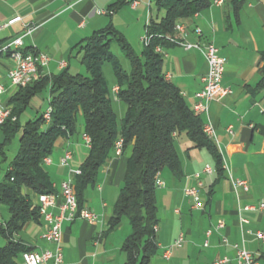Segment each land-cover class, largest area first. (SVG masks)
<instances>
[{
	"label": "crops",
	"instance_id": "0c3cea01",
	"mask_svg": "<svg viewBox=\"0 0 264 264\" xmlns=\"http://www.w3.org/2000/svg\"><path fill=\"white\" fill-rule=\"evenodd\" d=\"M115 1L0 0V84L5 89L0 104L8 105L19 90L7 78L12 61L1 47L23 35L27 27L32 31L22 36V49L36 50L48 57L45 65H38L30 84L39 78L58 74L65 68L70 71L71 59L80 58L79 45L95 31L112 25L128 41L125 33L129 27H144L150 19L158 20L163 15V11L151 12L152 3L157 8L155 0H126L118 9L111 11L109 6ZM14 17L20 19L6 25ZM176 24L184 26L185 31L179 32L174 28L172 37L177 43L162 47L164 77L178 87L192 109L195 94L202 87L201 77L207 71V64L199 51L185 48L182 43L197 39L209 41L225 58L221 84L229 87L231 93L211 100L207 112L200 114L203 123L210 122L214 129L212 141L221 158V170H215V160L206 148L192 147L186 137L178 136L175 147L181 165L180 175H173L167 168L158 174L162 184L155 190L158 221L154 238L157 249L148 264H212L220 257H227L235 263L233 245L247 250L259 264H264V240L255 235L257 231L264 234V208H245L264 202V0H243L238 6L231 0H222L220 4L211 3ZM196 27L200 29L199 38L194 32ZM60 63L65 65L62 67ZM114 87L115 83L110 92L112 105H120L122 103L116 99ZM31 102L28 104L32 105ZM82 133L81 123L78 132L58 138L48 156L49 163L44 164L52 192L57 194V203L61 201L58 196L61 181L73 180L72 170L77 169L87 155L88 147L82 140ZM65 150L72 154L68 165L60 162ZM129 155V149L122 155L113 152L99 168L95 185L85 191L83 207L98 215L99 220L90 223L75 219L62 223L60 264L124 263L121 245L130 232V225H121L122 217L109 230L108 221ZM206 164L213 168L209 174L201 172ZM235 179L245 180L247 190L236 187L233 184ZM198 181L203 183L199 192L200 209L193 208L192 197L184 193L185 189L197 186ZM25 192L30 193L28 190ZM31 199L35 204V197ZM52 211L57 213L58 209L53 208ZM7 220L1 219L3 223ZM219 222L223 227L216 228ZM31 224L38 230L32 233L35 234L32 241L16 237L18 233L14 234L13 240L32 247L34 251H52L55 245L42 238L43 220L29 221L23 228L28 231ZM180 234L183 236L182 244L167 252V246L170 247ZM18 262L24 264L21 259Z\"/></svg>",
	"mask_w": 264,
	"mask_h": 264
},
{
	"label": "trees",
	"instance_id": "16d2710c",
	"mask_svg": "<svg viewBox=\"0 0 264 264\" xmlns=\"http://www.w3.org/2000/svg\"><path fill=\"white\" fill-rule=\"evenodd\" d=\"M242 1L231 0L235 6ZM125 2L116 0L109 8L114 11ZM211 3L212 0H155V6L163 9V15L158 20L150 19L145 25L149 39L139 55L121 32L107 25L79 45L80 63L86 75L71 73L65 68L58 74L18 87L8 104L10 115L0 125L4 136L0 143L1 155H4L5 144L20 132L16 153L0 182V206L9 213L8 220L0 223V234L6 241L0 246V264H19L21 254L33 250L13 240L14 234L26 223L40 219L37 206L25 191H30L34 197L52 192L43 159L51 154L58 138L76 132L78 115L82 118L83 133L90 138L87 155L78 167L80 173L72 180L78 209L83 207L86 189L95 185L99 168L113 154L115 141L121 138L120 155L127 149L130 155L108 229L126 217L130 232L121 245L125 254L123 264H148L157 249L154 238L158 221L156 179L163 168L175 176L181 173L175 147L177 137H186L192 147L206 148L215 160V170L222 167L215 144L202 131L200 113L189 108L178 87L164 77L162 54L155 51L156 46L172 44L166 37L173 36L178 20L191 17ZM112 42L128 59V72L122 71L110 52ZM105 62L113 66L115 97L125 108L119 119L112 105L111 88L102 72ZM46 86L51 108L49 120L46 122L41 113L21 125L20 112Z\"/></svg>",
	"mask_w": 264,
	"mask_h": 264
},
{
	"label": "built area",
	"instance_id": "2783aa9c",
	"mask_svg": "<svg viewBox=\"0 0 264 264\" xmlns=\"http://www.w3.org/2000/svg\"><path fill=\"white\" fill-rule=\"evenodd\" d=\"M222 0H212L214 4H220ZM20 17H14L10 19L6 25L12 24L15 21H18ZM148 23V22H147ZM146 23V24H147ZM175 29L179 32H184V26L180 24L175 25ZM32 31V28L27 27L23 32V35H27ZM198 38L200 37V29L196 27L194 29ZM14 38L11 42L3 45L1 48H10L9 58L12 61V65L7 70V78L10 81V84L18 87L19 82L29 83L31 77H28V69L31 66L32 61L35 58H42V65H45L48 62V57L39 51L36 50H23L22 49V36ZM145 35L146 34L145 32ZM171 43H177L173 37H166ZM182 45L185 48H191L199 51L207 64V71L201 77L202 87L195 94V102L192 105V110L196 113H206L208 109V103L216 97L227 96L231 93L229 87H225L221 84L222 73L225 65V58L218 53V49L209 41H202L197 39L194 42H184ZM157 53L162 54V48L160 46L155 47ZM65 63H60V66H64ZM37 72V70H36ZM4 86L0 84V97L4 92ZM114 93L117 91V87L113 88ZM8 105L0 104V125L4 122V114H6ZM51 108L47 106L46 110L42 112V117L47 122L50 118ZM15 118L13 117V120ZM228 132L231 133V128H227ZM203 133L210 139L214 138V129L210 122L203 123L202 126ZM82 140L86 147H90V138L86 133L81 134ZM122 150V140L121 138L117 139L114 143V153L117 155L121 154ZM72 159V154L69 150H65L63 156L60 160L62 165H68V162ZM43 163H49V158L45 157ZM213 171V168L209 165H205L202 169V173L209 174ZM74 175L80 173L79 168L72 170ZM162 182L157 178L156 185L160 186ZM233 184L236 187H241L243 190H247V182L242 179L233 180ZM203 186L201 181L197 182V186L190 187L184 190V193L192 197L193 204L192 207L200 209L199 201V192L200 188ZM58 196L61 198L60 203H57V194L54 192L50 193H40L35 197V206L38 208L39 217L44 222V231L42 233V238L46 241H49L55 245L54 249L51 250H41V251H25L21 254V259L24 264H60L62 262V253H61V225L64 221H73L75 219H83L90 223H94L99 220L98 215L89 210L86 207L78 209L76 197L73 191L72 179L68 178L61 181L59 185ZM57 208L58 212L53 213L52 209ZM246 209H263L264 202H259L257 206L248 205ZM0 217V223H1ZM241 222H245L244 219H241ZM223 227V223L219 222L216 225V228ZM155 229V228H154ZM209 234V231L206 232V235ZM256 238L264 240V234L260 231L255 233ZM183 236L180 234L172 243L171 247H179L182 244ZM225 242V239L222 240ZM236 250L235 263H232L227 257H220L214 259L212 264H259L258 261L252 256L247 250L233 245ZM170 248L167 252L170 251Z\"/></svg>",
	"mask_w": 264,
	"mask_h": 264
},
{
	"label": "rangeland",
	"instance_id": "374dc122",
	"mask_svg": "<svg viewBox=\"0 0 264 264\" xmlns=\"http://www.w3.org/2000/svg\"><path fill=\"white\" fill-rule=\"evenodd\" d=\"M151 8H152V10H151L152 13H153V11H154V13H155V11H160L161 13L163 11V10H161V8H159V9L155 8L153 3H152ZM125 35L128 37V43L131 45L132 49L137 54H139L143 48V42L141 39L145 35V26L144 27H142V26L129 27L128 31L125 33ZM109 50L112 53V55L115 57L117 63L119 64L120 68L122 69V71L128 72L129 68H130L129 62H128V59L126 58V56L124 55V53L122 52V50L120 49V47L115 42H112L110 47H109ZM71 64H72L71 68H70L71 73H79L82 75L87 74V71H86L84 65L80 63V58L75 60V57H73L71 59ZM75 68H78V69H75ZM102 72H103V75L106 79L108 87L111 88V86L115 83V77H114L112 64L110 62H105L102 66ZM48 96H49V88L47 86L45 88H43L42 90H40L39 92H37L33 96V98L31 99L32 105L28 104L20 112L19 123L22 125L26 121L34 119L37 115H39L40 113L45 111L47 108ZM33 104H35L36 106ZM113 105L115 108L117 118L118 119L121 118L120 116H121V112L124 110V105L123 104L119 105V104H115V103ZM76 122H77L76 123V126H77L76 131L78 132L79 125L82 123V118L80 115L77 116ZM3 141H4L3 133L0 132V143H2ZM18 141H19V134H15L5 144V146L3 148L4 155L0 154V181L3 179L4 172L7 169L9 162L12 160V158L14 157V155L16 153V150L18 147ZM4 157H5V159H4ZM29 195H30L29 197L34 198V196L31 192L29 193ZM0 216H1V219H4V220H7L9 218V213L3 206H0ZM122 223H125V225L128 224L127 218L124 217V219H122V221H121V225H122ZM34 230L38 231L36 229V226L34 224H31L30 230L26 231L25 228H22V230L18 232L16 237L18 236V237H21L23 240L32 241L31 239L35 238V234L32 235ZM4 244H5V239L0 234V246H3ZM167 248H170V247L167 246ZM171 248H174V247H171ZM20 263L21 262H19V264Z\"/></svg>",
	"mask_w": 264,
	"mask_h": 264
},
{
	"label": "bare ground",
	"instance_id": "6f19581e",
	"mask_svg": "<svg viewBox=\"0 0 264 264\" xmlns=\"http://www.w3.org/2000/svg\"><path fill=\"white\" fill-rule=\"evenodd\" d=\"M148 39L149 38L146 35H144V37L142 39L143 44H146L148 42ZM1 51L8 53V55H10V48H1ZM39 64H42V58H35L32 61L31 66H29V69H28V77H32L36 73V70H37ZM25 84H26V82H19L18 87L23 86ZM9 115H10V107L7 108L6 114H4V121L7 117H9Z\"/></svg>",
	"mask_w": 264,
	"mask_h": 264
}]
</instances>
